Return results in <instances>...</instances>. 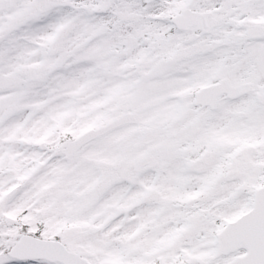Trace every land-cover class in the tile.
Segmentation results:
<instances>
[{
    "label": "snow or ice",
    "instance_id": "obj_1",
    "mask_svg": "<svg viewBox=\"0 0 264 264\" xmlns=\"http://www.w3.org/2000/svg\"><path fill=\"white\" fill-rule=\"evenodd\" d=\"M0 264H264V0H0Z\"/></svg>",
    "mask_w": 264,
    "mask_h": 264
}]
</instances>
